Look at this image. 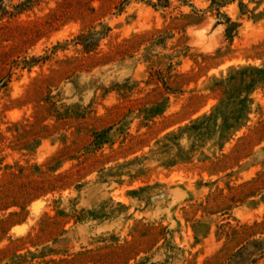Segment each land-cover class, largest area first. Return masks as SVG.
Instances as JSON below:
<instances>
[{
  "label": "rangeland",
  "instance_id": "1",
  "mask_svg": "<svg viewBox=\"0 0 264 264\" xmlns=\"http://www.w3.org/2000/svg\"><path fill=\"white\" fill-rule=\"evenodd\" d=\"M0 264H264V0H0Z\"/></svg>",
  "mask_w": 264,
  "mask_h": 264
},
{
  "label": "bare ground",
  "instance_id": "2",
  "mask_svg": "<svg viewBox=\"0 0 264 264\" xmlns=\"http://www.w3.org/2000/svg\"><path fill=\"white\" fill-rule=\"evenodd\" d=\"M33 205H34V204H33ZM35 205H36V204H35ZM35 205H34V206H35Z\"/></svg>",
  "mask_w": 264,
  "mask_h": 264
}]
</instances>
